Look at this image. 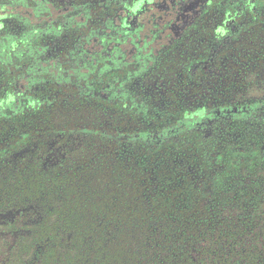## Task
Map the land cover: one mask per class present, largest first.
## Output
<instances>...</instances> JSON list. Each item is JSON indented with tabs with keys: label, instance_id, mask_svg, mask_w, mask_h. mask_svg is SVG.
<instances>
[{
	"label": "trees",
	"instance_id": "trees-1",
	"mask_svg": "<svg viewBox=\"0 0 264 264\" xmlns=\"http://www.w3.org/2000/svg\"><path fill=\"white\" fill-rule=\"evenodd\" d=\"M123 2L0 0V211L63 201L38 264H264V0L215 57L227 2L167 46H113ZM51 141L58 166L14 160Z\"/></svg>",
	"mask_w": 264,
	"mask_h": 264
},
{
	"label": "flooded vegetation",
	"instance_id": "flooded-vegetation-1",
	"mask_svg": "<svg viewBox=\"0 0 264 264\" xmlns=\"http://www.w3.org/2000/svg\"><path fill=\"white\" fill-rule=\"evenodd\" d=\"M226 2L233 10L227 14L218 27H215L216 36L210 53V56L215 57L240 29L237 20L243 13L249 10L259 14V0H124L119 6L118 14L113 19L116 30L123 34L116 35L117 38H114L115 42H112L111 45L118 46L119 39L133 34L137 30L141 32L149 29L151 33H158L157 39H164L167 42V44L163 42L164 46H167L175 40H180L186 31L197 25L198 22L200 25L208 13L217 10L218 6L224 5ZM258 14L257 16L260 15ZM101 37H103V47L110 41V37L106 35ZM130 43L131 41L128 40V44ZM217 48L221 50H217ZM133 52H135V48L130 51V53ZM234 112H236L235 109ZM22 209H25V206L0 211V216L8 211L18 213ZM7 229L9 228L7 227Z\"/></svg>",
	"mask_w": 264,
	"mask_h": 264
},
{
	"label": "rangeland",
	"instance_id": "rangeland-1",
	"mask_svg": "<svg viewBox=\"0 0 264 264\" xmlns=\"http://www.w3.org/2000/svg\"><path fill=\"white\" fill-rule=\"evenodd\" d=\"M67 143H61V141H51L50 145L29 147L22 152L14 156V160L23 162L26 160H37L43 163L45 169H50L58 166L66 158ZM41 148V149H40ZM39 149V151L37 150ZM43 150V151H42ZM95 192H81L79 194H73L72 196H79L78 199H82V203H86L88 199L94 197ZM63 206V201L57 200L52 202L49 209H44L30 203L25 206V209L16 211H8L6 214L0 216V264H38L40 253L45 247L42 243L34 242L38 234L40 233V226L44 223L49 215L56 214ZM87 210V208L83 209ZM81 220L85 221V217L82 216ZM51 228L53 227L49 224ZM68 225H65L64 229ZM7 227L9 229H7ZM120 229H115L110 235V242L115 244L117 251V244L120 242ZM72 236L68 235L67 238L62 240L60 244L59 253L53 254V257L59 258L60 253L64 251V261L68 258L74 257V244L72 243ZM83 243L84 255H87L86 248L89 241L92 240V236L89 235L85 238ZM92 248V245L89 249ZM130 251V250H128ZM134 251V249H133ZM70 253V255H68ZM78 259V257H77Z\"/></svg>",
	"mask_w": 264,
	"mask_h": 264
}]
</instances>
